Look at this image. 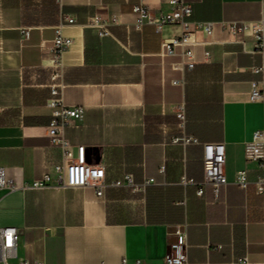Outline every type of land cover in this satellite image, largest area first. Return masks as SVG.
Here are the masks:
<instances>
[{"label":"crops","instance_id":"0c3cea01","mask_svg":"<svg viewBox=\"0 0 264 264\" xmlns=\"http://www.w3.org/2000/svg\"><path fill=\"white\" fill-rule=\"evenodd\" d=\"M196 22H258L264 0H186ZM139 0H0V167L18 190H0V228L21 231L19 256L45 264H163L174 234L186 238L184 264H264V176L245 158V145L264 131V102L252 101L264 53L252 37L243 43L217 27L209 44L194 49L193 70H175L178 58L161 55L163 39L181 30L166 25L136 27ZM155 17L168 0H148ZM99 16L111 22V36L87 27ZM63 32L73 39L64 55L63 100L82 107L65 137L74 151L85 148L89 163L105 169L108 182L132 175L141 191L107 188L25 190L63 162L50 143L51 45ZM30 38L24 40L23 31ZM209 53V58L205 54ZM183 82L174 85L173 81ZM264 92V85H258ZM184 107L185 124L176 114ZM183 134L201 144L183 147ZM223 143L228 184L215 194L183 178L204 180L203 145ZM247 171L249 187L235 184Z\"/></svg>","mask_w":264,"mask_h":264},{"label":"built area","instance_id":"2783aa9c","mask_svg":"<svg viewBox=\"0 0 264 264\" xmlns=\"http://www.w3.org/2000/svg\"><path fill=\"white\" fill-rule=\"evenodd\" d=\"M65 0H56L62 7ZM170 10L159 17L152 15L148 6V0H139L134 6L133 12L136 15V27L152 25L157 34L162 35L164 26L175 25L181 30L178 37L163 39L161 44V55L164 58H178L179 61L173 64L175 70H193L196 65L194 49L198 46L209 44L217 27L228 32L238 43H243L245 37H252L255 50L264 53V18L258 22H196L192 20L193 8L186 0H168ZM117 20L111 22L103 20L99 16L90 19L88 28L93 29L100 38L111 36L110 27L115 25ZM74 24V19L65 17L63 22L55 28V37L51 45L52 58L50 67L52 68L50 93L51 98L47 106L51 109V121L48 126L50 143L53 147H58L63 153V162L47 170L43 177L30 183H24L21 187L25 190H45L49 187L80 189L91 188L96 192L98 198L104 196L107 188H129L133 191H141L135 185L132 175H125L121 180L108 182L105 169L100 165L88 162L85 148L79 147L74 151L73 147L65 137L66 128L73 121H80L84 116L82 107H70L64 103V55L73 45V39L66 36L63 29L66 25ZM24 40L30 38L29 31H23ZM206 53V58H209ZM255 72L262 74L260 82L253 83L251 97L252 101L264 102V92L258 89V85H264V68L256 69ZM183 82L173 81L174 85ZM180 120V127L185 124L184 107H179L176 114ZM175 144L183 147L189 145H199L200 141L192 136L183 134L180 138L173 140ZM203 145L204 180L196 183L193 180L183 178L184 185H195L198 187L197 194L202 196L204 188L211 186L218 194L220 188L228 184L225 175L226 149L223 143H207ZM245 158L248 161L257 162L264 170V131L254 134L251 142L245 145ZM235 184L242 190H247L249 180L247 171L237 172ZM16 182L9 178L7 170L0 167V190L14 192L18 190ZM257 194H264V176L255 183ZM170 241V252L165 256L163 264H184L186 262L185 250L187 247L186 238L182 233H176ZM21 231L16 227L0 228V264H45L32 263L26 258L19 256V241ZM121 264H128L124 259ZM136 264H141L137 262Z\"/></svg>","mask_w":264,"mask_h":264}]
</instances>
